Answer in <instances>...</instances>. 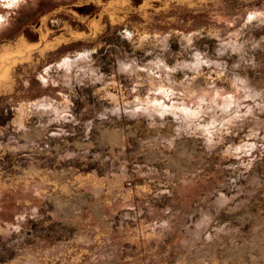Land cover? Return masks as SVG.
Here are the masks:
<instances>
[{
	"label": "rangeland",
	"instance_id": "1",
	"mask_svg": "<svg viewBox=\"0 0 264 264\" xmlns=\"http://www.w3.org/2000/svg\"><path fill=\"white\" fill-rule=\"evenodd\" d=\"M1 250L264 264V0H0Z\"/></svg>",
	"mask_w": 264,
	"mask_h": 264
},
{
	"label": "crops",
	"instance_id": "2",
	"mask_svg": "<svg viewBox=\"0 0 264 264\" xmlns=\"http://www.w3.org/2000/svg\"><path fill=\"white\" fill-rule=\"evenodd\" d=\"M3 250H1L0 252H2ZM31 251V250H30ZM30 254H33V253H30ZM0 261H4V260H0Z\"/></svg>",
	"mask_w": 264,
	"mask_h": 264
}]
</instances>
